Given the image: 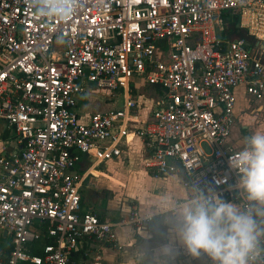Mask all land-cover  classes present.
Masks as SVG:
<instances>
[{
    "label": "built area",
    "instance_id": "obj_1",
    "mask_svg": "<svg viewBox=\"0 0 264 264\" xmlns=\"http://www.w3.org/2000/svg\"><path fill=\"white\" fill-rule=\"evenodd\" d=\"M78 8L52 23L29 0H0V124L14 140L0 154V237L10 244L0 264H103L101 246L117 248V227L151 221L156 213L128 208L108 221L81 209L87 176L135 139L152 176H175L191 196L212 187L245 203L229 166L242 147L226 139L236 88L264 98V64L243 38L221 37V14H236L238 28L261 41L264 0H79ZM139 82L162 91L145 109ZM87 84L119 104L82 121L76 95Z\"/></svg>",
    "mask_w": 264,
    "mask_h": 264
},
{
    "label": "clouds",
    "instance_id": "obj_2",
    "mask_svg": "<svg viewBox=\"0 0 264 264\" xmlns=\"http://www.w3.org/2000/svg\"><path fill=\"white\" fill-rule=\"evenodd\" d=\"M34 15L46 22H68L79 11V0H29ZM229 166L236 171L244 204L225 200L215 188L207 194L197 188L182 203L164 201L176 222L170 231L194 258L206 255L212 264H264V130L242 139ZM174 241L162 245L161 252L171 256Z\"/></svg>",
    "mask_w": 264,
    "mask_h": 264
},
{
    "label": "crops",
    "instance_id": "obj_3",
    "mask_svg": "<svg viewBox=\"0 0 264 264\" xmlns=\"http://www.w3.org/2000/svg\"><path fill=\"white\" fill-rule=\"evenodd\" d=\"M253 49L256 50V48H252V51L256 52ZM263 53H264V50H262L261 53L259 54V58L261 59V61H262ZM89 86L91 85L89 84ZM91 88L92 90H94L93 86H91ZM154 88H157V87H154ZM157 89L159 92L156 95V98L162 93V91L159 88ZM237 93L241 94V96L245 99L246 104L251 106L249 107L250 108L249 110H247V108L245 107L243 111H248L249 113L259 111L260 113L262 112L263 114L260 115L259 119L253 125H251L250 122L247 121V119H245L244 124L236 128L237 132L234 137V141H229V138L232 136L231 131L232 129L234 130L233 126L236 124L237 116L239 115V112H241V109L239 107L241 104L240 102H237ZM109 94L112 97H116L117 99L116 105H118L120 102V96L113 95L112 92L110 91H109ZM235 97H236L235 106H234V114H235L234 119L235 120L231 127L230 133L226 139V144L234 148H237V147H242V139L244 136L249 135L259 130L261 127H262L261 130H264V98L255 99L249 96L245 92L243 85H239L236 88ZM153 101L154 100H152L150 103L145 104V105L141 103L142 109H145V106H149ZM86 103H87V99L85 98L84 94L76 95V111H77L78 106H80L81 104H86ZM106 109H109V108H103L100 110H106ZM96 111H99V110H96ZM92 112H95V111H89L85 113L84 115H81L77 111L78 116L82 121H87L89 115ZM131 143L128 146L122 147L121 157L113 159L114 162L118 163V162H121L122 159H124L125 154L128 151V149H130L131 146H133ZM13 145H14V141H13ZM142 153H143V161H144L145 155H144L143 150H142ZM86 164H87L86 161L82 159L76 169L80 170L84 168ZM93 174L104 175V173H102V171L100 170L93 171ZM149 178H151V180H153L154 182H158V183L163 184L164 186H167L168 192H166L165 195L163 196L165 201L167 200L169 202L182 203L185 200L190 199L192 197L190 191L183 188L178 178H176L175 176L154 177L150 174ZM168 186H169V189H168ZM154 201L152 202L153 203L152 205L155 204L157 206H161L159 203L156 204L158 202L156 197H154ZM233 202L240 204L239 201H233ZM129 206L130 205H128V207ZM81 207L83 211H91L89 209L84 208V205L82 203V198H81ZM165 207L166 205L163 204L162 208L151 206L149 210H145L143 206H141L140 204L139 208L137 209L140 214L156 213L157 215H155L151 221L142 224L141 227H136L135 225L117 227L116 228V236H117V241H118L117 248L110 247V246H101V260L103 264H212V261L206 255H202L199 258H194L190 254L187 253L186 249L176 239L175 234L170 231V224L176 222V216L170 210L165 211L164 210ZM145 211H148V212H145ZM91 212L99 215V217H101L104 220L114 221L120 216L126 214L127 209L125 208L124 205H122L120 207V213L114 216L115 219L106 218L105 216H102L97 211H91ZM170 240L174 241L175 251L171 256H166L161 252V248H162V245H164L165 243H168Z\"/></svg>",
    "mask_w": 264,
    "mask_h": 264
},
{
    "label": "rangeland",
    "instance_id": "obj_4",
    "mask_svg": "<svg viewBox=\"0 0 264 264\" xmlns=\"http://www.w3.org/2000/svg\"><path fill=\"white\" fill-rule=\"evenodd\" d=\"M61 45L62 42L59 39L53 46V49L58 51ZM262 62L264 63V53L262 54ZM93 89L89 84L85 86L84 96L87 99V103L81 104L77 108V111L81 115L89 111L112 108L117 103L116 97L110 96L107 89ZM158 92L157 88L144 82H139L137 99L145 105L155 100ZM237 102L241 104L239 106L241 112L237 116L236 124L233 126L234 130L232 129L231 131L232 136L229 138V141H234L237 132L236 128L244 124L245 119L253 125L259 119L260 115L263 114L259 111L253 113L243 111L245 107L249 110L251 106L246 104L245 99L238 93ZM261 129L262 127L259 130ZM10 133V130L8 134L5 133L4 127L0 124V154H7L12 151L14 140H7V136L13 138ZM6 141L9 142L7 143ZM131 144L133 146L128 149L121 162L117 163L113 160H107L96 167L104 175L89 174L87 176L81 190L82 203L85 209L97 211L106 218L115 219L114 216L120 213V207L122 205L126 209L131 208V210H137L140 204L145 210H149L151 206L157 208L163 207V202L165 201L163 196L168 192L167 186L154 182L149 178L150 173L145 169L143 164V153L140 147V141L135 139ZM154 197L158 200L156 204L159 203L161 206L152 205ZM128 205L130 206L128 207Z\"/></svg>",
    "mask_w": 264,
    "mask_h": 264
},
{
    "label": "trees",
    "instance_id": "obj_5",
    "mask_svg": "<svg viewBox=\"0 0 264 264\" xmlns=\"http://www.w3.org/2000/svg\"><path fill=\"white\" fill-rule=\"evenodd\" d=\"M222 24L220 28V34L223 39L229 40L233 38H243L249 43H253L252 37H250L244 30L239 29L237 26L238 16L233 14L231 11H224L221 14ZM249 49L251 46L248 47ZM8 129H5V133L8 134ZM8 139H11L7 136ZM99 216V215H98ZM102 219L101 217H99ZM42 242H46V239H42ZM10 250V244L0 237V261H6L8 252ZM33 253H39L38 250H34ZM18 264H33L28 261L19 262Z\"/></svg>",
    "mask_w": 264,
    "mask_h": 264
},
{
    "label": "water",
    "instance_id": "obj_6",
    "mask_svg": "<svg viewBox=\"0 0 264 264\" xmlns=\"http://www.w3.org/2000/svg\"><path fill=\"white\" fill-rule=\"evenodd\" d=\"M245 45L247 47L251 46V48H256V56H259V54L261 53L262 50H264V40L261 41H254L252 44L245 41ZM21 147V146H20ZM2 236L5 237L6 236V232L4 231L2 233Z\"/></svg>",
    "mask_w": 264,
    "mask_h": 264
}]
</instances>
